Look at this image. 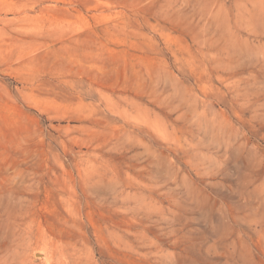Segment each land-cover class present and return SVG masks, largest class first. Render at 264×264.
Wrapping results in <instances>:
<instances>
[{"label": "rangeland", "instance_id": "obj_1", "mask_svg": "<svg viewBox=\"0 0 264 264\" xmlns=\"http://www.w3.org/2000/svg\"><path fill=\"white\" fill-rule=\"evenodd\" d=\"M0 264H264V0H0Z\"/></svg>", "mask_w": 264, "mask_h": 264}]
</instances>
